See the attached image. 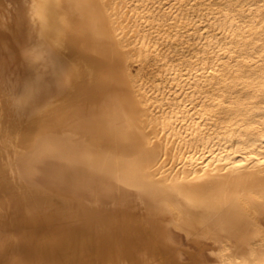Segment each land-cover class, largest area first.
<instances>
[{
    "label": "bare ground",
    "instance_id": "6f19581e",
    "mask_svg": "<svg viewBox=\"0 0 264 264\" xmlns=\"http://www.w3.org/2000/svg\"><path fill=\"white\" fill-rule=\"evenodd\" d=\"M166 1L0 0V264H264V0Z\"/></svg>",
    "mask_w": 264,
    "mask_h": 264
},
{
    "label": "rangeland",
    "instance_id": "374dc122",
    "mask_svg": "<svg viewBox=\"0 0 264 264\" xmlns=\"http://www.w3.org/2000/svg\"><path fill=\"white\" fill-rule=\"evenodd\" d=\"M170 0H168V1H166L164 4H169V3H171V1L169 2ZM192 1H202V0H191L190 2H192ZM204 1H205V3H204ZM212 0H203V3L205 4V5H207V3H209V2H211ZM167 2H169V3H167ZM190 4H193V2L192 3H190ZM189 12V16L191 17V22L192 23H190V25H189V27L190 28H193L192 30H190L191 32L192 31H195V30H197V28H201L202 30H200L199 32H197V35H191V40L193 41V39H195V38H197V36L199 35L200 36V41H201V43H203V42H205L204 41V38H205V36H213V38H216L217 40H216V42H219L221 45H228V43H229V41H228V38H227V34L225 33V32H223V30L222 29H217V28H213L212 27V25H210V26H208L207 27V25H206V21L210 18L213 22H215L216 21V18L218 17H214V16H211V15H209L208 16V12L207 11H203V13L202 12H200V11H193V10H191V11H188ZM207 12V13H206ZM200 22H204V23H200ZM197 23V26L195 25ZM201 24V25H200ZM215 36V37H214ZM202 38H203V41H202ZM198 40H194V42H197V41H199V38H197ZM202 46V45H201ZM200 46V47H201ZM196 50V48L194 47V46H191V47H185L184 46V53L186 54V56H192L193 54H194V52L193 51H195ZM201 49V48H200ZM193 50V51H192ZM192 51V52H191ZM198 51H200L199 49H198ZM224 52V51H223ZM172 57L174 56V54H172L171 55ZM229 56V54L227 55V56H223V60L225 59V57H228ZM173 59H175V57H173ZM137 69V65L135 66V68H134V70H136ZM147 72H149L150 71V69H149V67L148 68H146L145 69Z\"/></svg>",
    "mask_w": 264,
    "mask_h": 264
}]
</instances>
